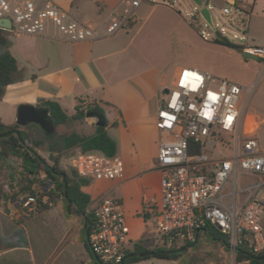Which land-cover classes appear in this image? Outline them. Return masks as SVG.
Returning <instances> with one entry per match:
<instances>
[{"label":"built area","instance_id":"built-area-1","mask_svg":"<svg viewBox=\"0 0 264 264\" xmlns=\"http://www.w3.org/2000/svg\"><path fill=\"white\" fill-rule=\"evenodd\" d=\"M128 2L129 9L111 15L102 28L74 19L52 0H0V19L10 22L14 34L86 42L129 30L140 0ZM241 51L262 61L264 78V47L244 46ZM242 94L248 99L251 90L192 67L179 68L174 82L162 91L155 114V128L162 134L156 154L160 196L158 204L154 198L144 200L145 211L156 207L151 233L156 247L189 246L199 233L216 230L227 237L228 264H235L240 244L246 243L252 254L264 252V152L244 128ZM68 161L88 181L124 177L123 162L99 151L79 152ZM38 199L49 202L46 196L20 197L17 202L30 212ZM91 210L94 226L88 239L93 252L100 264H121L128 246L121 204L102 196Z\"/></svg>","mask_w":264,"mask_h":264},{"label":"crops","instance_id":"crops-1","mask_svg":"<svg viewBox=\"0 0 264 264\" xmlns=\"http://www.w3.org/2000/svg\"><path fill=\"white\" fill-rule=\"evenodd\" d=\"M52 1L74 19L91 27L102 28L111 15L117 16L129 9L128 0ZM160 1L140 0L132 11L133 26L103 39L71 43L13 32L7 35L9 52L16 60L19 79L5 88L0 99V123L6 126L16 124L19 106L37 107L41 102L51 101L71 118L65 125H59L62 127L60 130L56 126L55 134L75 132L89 136L96 127V118L85 115L82 120L76 121L73 115L78 105H97L104 118L106 134L115 144L114 156L123 162L124 177L112 181H89L83 191L90 197L88 210L102 196L121 204L127 231V251H132L135 245L147 250L156 247L151 235L155 228L156 207H151V212L145 211L144 200L154 198L157 204L159 202L161 173L156 167V154L162 134L155 128V114L162 100V91L168 85L162 79L161 69L148 62L145 38L137 42L136 33H139L141 25L132 32L137 19H141L147 9L151 12L161 8L182 21L180 11L174 8L175 4L180 5L179 0ZM238 1L241 2L224 0V3L235 7ZM206 4L209 9L214 5L211 0H207ZM192 6L194 12H198L193 3ZM169 60L167 74H170L172 84L179 68L187 66L171 55ZM200 70L208 73L205 69ZM250 117L254 118L253 128L247 122ZM255 118L258 117L252 112L243 114L244 128L254 136L257 130ZM33 125H28V131L36 134ZM35 127L44 134L37 125ZM79 152L78 148L62 151L59 168L63 172L73 170L68 160ZM42 154L45 157L48 155L47 151ZM14 200L0 204V218H7L17 229L10 239H0V264H91L92 256L87 244L84 246L74 236L79 222L67 227L54 207L63 226L59 234L47 222L45 215L48 209L42 213V223L32 226V244L29 229L15 222L25 210L13 205V211Z\"/></svg>","mask_w":264,"mask_h":264},{"label":"trees","instance_id":"trees-1","mask_svg":"<svg viewBox=\"0 0 264 264\" xmlns=\"http://www.w3.org/2000/svg\"><path fill=\"white\" fill-rule=\"evenodd\" d=\"M205 3H207V0H205ZM197 19L198 12L192 16V22L188 23L195 31L194 21ZM8 32V30L0 28V99L5 88L19 79L16 60L9 52ZM214 43L232 49L237 53H242V46L234 45L225 38L221 41L214 39ZM37 107L48 108L56 126L65 125L71 119L55 102H41ZM92 111L101 112L95 104L86 107L78 105L73 119L76 121L82 120L86 113ZM33 128L36 134L33 133L34 131H28L30 126L20 127L16 124L6 126L0 123V176L5 171V164L8 160L16 162L20 169L16 179L11 174L12 181L16 180L15 186L10 184V189L6 190L5 185L0 184V204L19 197L46 196L49 200L48 203L56 207L67 227L79 222L74 236H77L78 233H85L87 228L89 234L94 226V215L91 209L88 210L90 197L83 191L89 181L79 177L74 170L63 172L59 168V157L62 151L71 148H78L81 153L99 151L105 156L112 157L115 155L114 142L106 134L105 127L96 126L94 132L89 136L79 135L75 132L46 136L35 125H33ZM38 130L41 133L40 135L37 134ZM5 133L8 134L2 136ZM43 151H47V157L43 156ZM60 173L65 174V182ZM48 186H51V188L45 191ZM37 187L44 189L43 192L39 194L36 190ZM48 203H42L38 199L32 211L27 212L25 210L23 214L15 219L18 225H25L29 229L32 244V226L33 224L42 223V213L50 209ZM81 242L86 246L84 240H81ZM227 245L228 241L225 235L216 230H209L208 233H199L196 243L177 249L166 250L161 247H154L147 250L140 245H135L132 251L125 252L121 264H133L150 257L175 261L179 264H206L210 261L226 264L225 258L213 252L212 249H220L224 254L228 252ZM200 246L210 248L204 257H200L196 253ZM142 252H151L152 254L148 257L130 256L133 253ZM207 257L211 260L204 262V258ZM91 264L97 263L91 259ZM235 264H264V252L252 254L246 243L240 244L235 253Z\"/></svg>","mask_w":264,"mask_h":264},{"label":"rangeland","instance_id":"rangeland-1","mask_svg":"<svg viewBox=\"0 0 264 264\" xmlns=\"http://www.w3.org/2000/svg\"><path fill=\"white\" fill-rule=\"evenodd\" d=\"M211 1L214 3L210 8L213 23L225 39L237 46L264 47V0H241V2H237L235 7L226 5L224 0ZM179 3L180 5L175 4L174 8L181 13L182 21L180 22L175 15L161 8L151 12L147 9V11H143L141 19H137L132 33L141 25L139 33H136L137 42L139 43L141 39L145 38L148 47V62H153L161 69L162 79L168 86L170 84V74H167V67L171 55L187 67L194 68L196 66L199 71L205 69L215 79L229 81L250 89L251 94L248 99L242 94L240 105L243 113L252 112L258 117L255 118L257 126L255 139L260 150L264 152V78L261 77L263 71L262 61L260 59L252 61L242 58L240 53L216 45L213 30L209 27H202L200 24L203 22L199 16L194 21L196 31L192 29L188 24L192 22V16L196 13L193 10L192 3L190 0H179ZM142 6L141 8H144ZM228 7L231 8V12L225 14L223 9ZM8 31L11 32V30ZM174 66L171 67V71H173ZM253 121L254 118H248L249 127L252 126L253 128ZM61 128V126L57 127L58 130ZM66 130H69V128H66ZM38 134H41L39 130ZM19 171L17 163L8 160L5 164V171L0 176V184L5 185L6 190L10 189V184L15 186L16 175ZM11 174L15 177L13 181ZM49 188L51 186H48L45 191ZM36 190L40 194L44 189L37 187ZM48 204L50 210L47 211L45 217L48 224L60 234L63 231L60 218L54 206ZM13 205L19 209V203L16 199L11 206L14 211ZM15 230L17 229L14 223L7 218H0L1 240L10 239V235ZM77 238L86 242L85 233H78ZM209 250L208 247L200 246L196 253L198 256L204 257ZM212 251L223 256L227 261L226 264H228V252L223 254L217 248L212 249ZM208 260H211V258H204V262ZM138 262H144V264H179L175 261L153 257Z\"/></svg>","mask_w":264,"mask_h":264},{"label":"water","instance_id":"water-1","mask_svg":"<svg viewBox=\"0 0 264 264\" xmlns=\"http://www.w3.org/2000/svg\"><path fill=\"white\" fill-rule=\"evenodd\" d=\"M192 3L199 9L198 16L202 20V22L209 28L213 30L214 37L217 40H223L221 32L218 31L213 23L212 15L209 9V6L205 3V0H191ZM0 28L5 30H10L11 25L10 22L6 19H0ZM242 58L249 59L252 61H258V58L254 55H250L247 53H241ZM87 117L96 118V126L104 127V118L103 116L96 111L86 113ZM16 125L20 127H26L28 125L34 124L37 125L46 136H53L55 134L56 125L54 124L52 117L50 116L49 109L46 107H34L29 105L19 106L17 110V116L15 120ZM8 133L2 134V136L7 135ZM65 182V174L60 173ZM86 244L92 256V259L97 264H100L98 257L93 252L89 239H88V228L85 231ZM151 252H142V253H133L130 256L134 257H148L151 256Z\"/></svg>","mask_w":264,"mask_h":264},{"label":"snow or ice","instance_id":"snow-or-ice-1","mask_svg":"<svg viewBox=\"0 0 264 264\" xmlns=\"http://www.w3.org/2000/svg\"><path fill=\"white\" fill-rule=\"evenodd\" d=\"M186 76L188 75V73L185 74Z\"/></svg>","mask_w":264,"mask_h":264},{"label":"bare ground","instance_id":"bare-ground-1","mask_svg":"<svg viewBox=\"0 0 264 264\" xmlns=\"http://www.w3.org/2000/svg\"><path fill=\"white\" fill-rule=\"evenodd\" d=\"M249 125V124H248ZM248 127V126H247Z\"/></svg>","mask_w":264,"mask_h":264}]
</instances>
